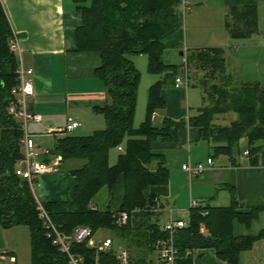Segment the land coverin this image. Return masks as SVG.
Instances as JSON below:
<instances>
[{
    "label": "trees",
    "instance_id": "1",
    "mask_svg": "<svg viewBox=\"0 0 264 264\" xmlns=\"http://www.w3.org/2000/svg\"><path fill=\"white\" fill-rule=\"evenodd\" d=\"M74 1L81 14V23L75 30L76 49L97 51L101 57L95 75L103 81L107 96L106 103L98 108L105 126L90 135L63 133L56 138L49 156L60 155L62 163L75 161L61 169L75 176L76 184L70 197L61 195L53 201L37 199L27 180L14 171L22 158V132L5 107L12 98V88L18 84V59L8 46L12 30L0 3V225L28 227L31 264H66L65 256L44 237L37 217L40 201L62 231L68 233L76 225H89L93 231L108 228L128 249L134 250V254L129 250L133 264H150L156 241L166 236L164 204L153 194L146 200L143 192L149 185L165 184L168 179L162 161L155 169L150 168L151 162L160 157L150 145L166 129L174 132L184 125L183 121L153 124V112L164 106L161 89L173 84L181 66L197 75L201 72L198 86L207 103L189 117L190 124L198 128L200 138L210 144L215 154H225L233 163L242 157L236 165L253 166L264 165V83L242 81L235 69L227 65L221 48L185 50L182 0ZM226 27L232 38L256 33V8L231 7ZM167 50L182 52L184 62L165 63ZM140 54L147 57L148 72L158 74L159 79L148 87L145 117L135 127L140 72L130 57ZM118 147L121 152L110 163L109 153ZM120 175L124 194L119 209L95 207L94 195L107 186L111 198ZM232 198L229 206L191 207L187 226L179 230L175 239L179 249L177 264L191 263L187 250L205 247L214 248L219 260L237 264L239 253L264 235V230L256 236L233 235L235 217L249 224L264 206L236 212L235 196ZM135 210L149 220L147 227L132 228L129 222L121 227L115 224L120 211ZM74 250L93 262L91 249L76 245ZM98 260L109 264L112 250L101 253Z\"/></svg>",
    "mask_w": 264,
    "mask_h": 264
},
{
    "label": "crops",
    "instance_id": "2",
    "mask_svg": "<svg viewBox=\"0 0 264 264\" xmlns=\"http://www.w3.org/2000/svg\"><path fill=\"white\" fill-rule=\"evenodd\" d=\"M186 1L187 8H183L181 4L184 15L188 12L184 30V48L186 50L208 47L223 49L227 65L235 69L240 78L243 73L242 70L237 69V60L235 63H229L228 58L235 59L238 56L243 60L245 56L241 55L232 42L250 39L258 31L246 38H232L226 27L227 14L231 7L257 8L264 3V0ZM0 3L10 28L18 40V50L15 55H18L19 64L23 69L32 70L34 91L28 98V105L30 110L41 114L42 121L31 122L29 129L39 148L50 150L48 146H42L41 139L48 136L58 138L63 133L58 131L46 133V129L62 128L68 117L80 122V126L76 128L80 136L90 135L95 130L102 129L105 121L98 108L106 103L107 96L103 81L95 75L101 57L97 51L76 49L75 30L81 23L77 3L74 0H0ZM262 49L260 55L258 52L255 57V53L252 54L258 60L256 63L264 62V45ZM253 51L255 50L252 49L251 52ZM172 53L179 55L177 51L167 50L165 63L176 64L177 61ZM142 56L145 55L130 57L136 68V58ZM256 63H254L255 67ZM152 74V83H154L159 79V75ZM255 81L264 83L253 77L251 82ZM173 84H167L161 89L160 95L164 106L153 112L152 122L156 126H163L167 125V121H183L184 125L174 132L166 129L162 137L151 142L152 152L159 154L160 157L151 162L150 168L155 169L162 161V167L168 171V179L165 184L149 185L143 192L146 200L150 194H153L164 204L162 212L168 213L163 223L169 215L185 220L179 214L186 211L189 215L191 200H197L200 205L229 206L234 195L236 212H248L251 208L263 207L264 165H236L242 161V157L233 163L225 154L211 153L210 144L201 139L198 128L190 124L189 117L197 112L191 114L189 111L187 87H174ZM135 120L134 115V124ZM121 149L118 147L110 151V163L116 161ZM48 157V154L40 155L42 161H46L45 158ZM207 158H212L213 164L207 165ZM197 162L206 165V169L199 175L189 176L182 169L184 163ZM75 184V176L65 170L41 174L35 180L34 195L44 201H53L61 195L70 197ZM123 194V176L120 175L113 187L112 197L109 198L107 186H103L94 195L93 204L99 209L108 207L117 211ZM128 222L132 228L149 225V220L136 210L130 212ZM263 230L264 208L249 224L243 223L236 217L232 221L234 236H256ZM5 231L6 228L0 225V234H4ZM3 253L9 254L10 258L13 257V261L10 259L12 262H17L18 255L15 251L7 250ZM155 257L154 252L150 258L155 260ZM190 264L230 263L219 260L214 248L205 247L193 251ZM237 264H264V235L255 239L250 248L239 253Z\"/></svg>",
    "mask_w": 264,
    "mask_h": 264
},
{
    "label": "built area",
    "instance_id": "3",
    "mask_svg": "<svg viewBox=\"0 0 264 264\" xmlns=\"http://www.w3.org/2000/svg\"><path fill=\"white\" fill-rule=\"evenodd\" d=\"M182 7L187 8L188 2L182 0ZM9 49L16 54L18 50V40L12 32V36L8 40ZM18 56V55H16ZM32 70L23 69L18 61L17 80L18 84L11 90L12 98L6 105L7 114L12 117L22 132L20 145L22 149V158L16 163L15 173L26 179L31 185L33 180L39 175L49 173L56 170L57 165L61 160L60 155H53L50 162L42 161L41 154L49 153V150H41L32 137L29 129L31 122L39 123L42 121V116L29 109L28 98L33 94V82L31 79ZM176 87H187L188 81L184 76H177L174 80ZM80 126V122L72 117L67 118L65 126L55 130L51 127L46 129V133L54 131L68 133ZM246 154V152H245ZM213 164L212 158H207V165ZM182 169L189 175H199L206 169V165L197 162L195 164L184 163ZM200 206L197 200H191L190 207ZM37 217L40 220L44 237L55 246L58 251L65 256L66 264H102L98 258L101 253L112 250L113 260L109 264H133L132 256L129 250L122 245H114L109 238L100 240L94 237L96 231H93L89 225H76L70 232L62 231L58 225L54 224L49 214L43 207L40 201H37ZM129 221V213L120 211L115 219V224L119 227L127 224ZM187 226V221L174 218L169 215L163 224V229L166 236L156 241L154 252L155 260H151L150 264H177L179 258V249L175 245L176 235L179 230ZM84 245L91 249L94 253L93 262H88L85 256L79 251L74 250V246ZM186 253L191 256L193 251L187 250ZM12 261L13 257L10 258Z\"/></svg>",
    "mask_w": 264,
    "mask_h": 264
},
{
    "label": "rangeland",
    "instance_id": "4",
    "mask_svg": "<svg viewBox=\"0 0 264 264\" xmlns=\"http://www.w3.org/2000/svg\"><path fill=\"white\" fill-rule=\"evenodd\" d=\"M256 13H257L258 32L255 35H253V37L250 39H247V40L240 39L236 42H232V45L234 47H237L241 55L245 56V58L243 60H241V58H238V56H236L235 59H232L230 57L228 58L229 63L231 62L235 63L237 60V64H236L237 69H239V71L242 70L241 73H243L241 74L240 78L248 82H251L253 77H255L257 80L264 82V62L256 63V61L258 60L254 58L256 56V52H258V54L260 55L263 51L262 47L264 45V3L257 6ZM187 15H188V12L184 15V19H183L184 30L186 28ZM250 49L251 50L254 49L255 51L251 52ZM172 54H173L172 56L175 58V61H177L176 64L180 63L181 59L182 61L185 59V58H182L183 56L180 53L178 54L181 55V57L179 55H176L177 53L176 54L172 53ZM252 54H254V57L252 56ZM136 60H137L136 62L137 69L140 72V79H139V85H138V91H137L138 93H137V101H136V109H135V113H136L135 119L136 120H135L134 125L138 126L143 120L144 115L146 113L147 90H148L149 85L152 84L153 74L148 72L147 70V58L145 56L138 57L136 58ZM254 63H256V67L254 66ZM184 66H181V68H179L180 70L175 76L176 77L182 76L183 74V76L185 75L184 77L188 79L187 92H188L189 111L191 114H195L198 111L199 107L207 103L206 100L202 98V92H201L200 87L198 86L199 80L197 79H199L202 73L198 72V75H197V72L194 71L193 73V71H188V68L185 69ZM186 73H188V75ZM190 76H193L194 78L192 79ZM173 86L176 87L175 84H173ZM29 125L31 126V124ZM65 134L78 135L79 133H78V130L76 129V130H73L72 132H68ZM60 135H63V134H60ZM55 141H56V137L54 136H48V137L41 139L42 146L43 145L48 146L49 148L53 147ZM210 152L214 153V150L210 148ZM47 154L49 155L50 153H47ZM52 158H53L52 156H49L47 162H50ZM215 161H216V158H215ZM74 162L75 161L71 160V161H66L62 163L60 160L59 165H57L56 167L57 169L52 172L63 171V169H61L63 166L64 167L71 166ZM52 172H49V173H52ZM35 180L36 179L33 180V184L31 185L29 184L30 187L32 188L33 193H34V187H35ZM167 213H168L167 211L163 212L162 219L166 217ZM179 216L183 217L185 220H187L189 217L186 211L184 213L179 214ZM129 219H130V213H129ZM94 237L100 240L109 238L113 241V244L115 243L114 245L125 246L124 243L118 237H114L113 232L108 228L98 229L95 232ZM125 247L128 249L127 246ZM129 248L130 249L128 250H130L131 253L134 254V250H132L131 247ZM7 250H12L17 253L18 260L16 263L10 260L9 254L3 253ZM0 264H31L29 229L26 225H15V226L6 228L5 233L0 234Z\"/></svg>",
    "mask_w": 264,
    "mask_h": 264
},
{
    "label": "water",
    "instance_id": "5",
    "mask_svg": "<svg viewBox=\"0 0 264 264\" xmlns=\"http://www.w3.org/2000/svg\"><path fill=\"white\" fill-rule=\"evenodd\" d=\"M180 54L182 55V52H180Z\"/></svg>",
    "mask_w": 264,
    "mask_h": 264
}]
</instances>
